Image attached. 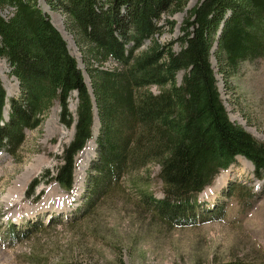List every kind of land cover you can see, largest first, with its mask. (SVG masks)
<instances>
[{"label": "trees", "instance_id": "16d2710c", "mask_svg": "<svg viewBox=\"0 0 264 264\" xmlns=\"http://www.w3.org/2000/svg\"><path fill=\"white\" fill-rule=\"evenodd\" d=\"M187 1L51 0V9L66 16L65 28L87 65L89 90L38 0H0V11L13 10L10 18L0 15V59L8 62L21 94L11 100L6 122L0 80V154H14L24 133L39 128L58 103L60 123L75 129L54 177L66 192L75 185V158L93 138L97 110L101 131L89 208L128 174L158 165L163 197L142 191L143 202L165 222L195 225L197 197L238 157L251 162L263 180L264 144L230 120L211 58L224 77L243 62L264 58V0H202L183 21L176 41L181 51L175 52L176 43L165 45L155 37L164 26L173 31L172 22H160L182 12ZM147 41L146 50L136 54ZM110 61L117 67L102 69ZM75 92L73 116L69 100ZM21 232L13 225L7 236L15 241ZM244 261L211 264H251Z\"/></svg>", "mask_w": 264, "mask_h": 264}, {"label": "rangeland", "instance_id": "374dc122", "mask_svg": "<svg viewBox=\"0 0 264 264\" xmlns=\"http://www.w3.org/2000/svg\"><path fill=\"white\" fill-rule=\"evenodd\" d=\"M50 1L38 0V3L62 35L63 32L67 35L68 38L63 37L69 51L78 61L91 90L87 65L65 28L66 16L53 11ZM201 1L188 0L182 12L164 16L160 25L170 21L174 29L164 26L162 34L155 38L165 45L176 43L188 12ZM12 13V9L0 11L5 18H10ZM149 45L150 41L145 42L136 54ZM173 50L180 52V44L176 43ZM211 62L230 120L264 144V58L243 62L228 77L220 75L213 55ZM115 67L117 64L110 61L102 69ZM184 75L183 72L178 75L179 83ZM0 80L7 95L5 119L8 120L11 100L20 98L21 94L5 59H0ZM151 91L158 94L159 89L152 87ZM69 105L75 116L76 92L71 94ZM60 112L59 104L55 103L39 128L24 133L23 145L14 154H0V264H211L240 259L259 264L263 261L264 178H257L251 162L238 157L197 197L195 225L165 222L143 202L142 191L154 199L163 197L158 165L128 174L119 186L97 198L89 208V199L95 196L90 193L89 177L96 174L90 171L97 160L96 140L101 131L97 110L93 138L75 158V185L69 192L54 180L75 132L74 126L67 128L60 123ZM225 175L229 180L216 188L217 180ZM13 225L22 232L18 239L10 241L7 235Z\"/></svg>", "mask_w": 264, "mask_h": 264}, {"label": "bare ground", "instance_id": "6f19581e", "mask_svg": "<svg viewBox=\"0 0 264 264\" xmlns=\"http://www.w3.org/2000/svg\"><path fill=\"white\" fill-rule=\"evenodd\" d=\"M54 15V14H53ZM63 35L67 37V35L63 32ZM68 38V37H67ZM71 39V38H70ZM66 41V40H65ZM229 180L228 176L221 177L216 182V188H221L225 185V183Z\"/></svg>", "mask_w": 264, "mask_h": 264}, {"label": "water", "instance_id": "95a60500", "mask_svg": "<svg viewBox=\"0 0 264 264\" xmlns=\"http://www.w3.org/2000/svg\"><path fill=\"white\" fill-rule=\"evenodd\" d=\"M44 11V10H43ZM44 13L45 14H47L48 15V13H46L45 11H44ZM58 30V29H57ZM59 31V30H58ZM60 32V31H59ZM61 33V32H60ZM61 35H62V33H61ZM63 36V35H62ZM64 38V37H63ZM4 119H5V116H4ZM6 121H8L7 119H5Z\"/></svg>", "mask_w": 264, "mask_h": 264}]
</instances>
